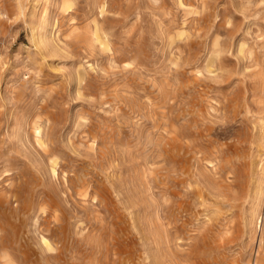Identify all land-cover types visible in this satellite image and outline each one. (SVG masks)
Returning <instances> with one entry per match:
<instances>
[{
    "label": "rangeland",
    "instance_id": "rangeland-1",
    "mask_svg": "<svg viewBox=\"0 0 264 264\" xmlns=\"http://www.w3.org/2000/svg\"><path fill=\"white\" fill-rule=\"evenodd\" d=\"M0 264H264V0H0Z\"/></svg>",
    "mask_w": 264,
    "mask_h": 264
},
{
    "label": "bare ground",
    "instance_id": "bare-ground-1",
    "mask_svg": "<svg viewBox=\"0 0 264 264\" xmlns=\"http://www.w3.org/2000/svg\"><path fill=\"white\" fill-rule=\"evenodd\" d=\"M39 206V205H38Z\"/></svg>",
    "mask_w": 264,
    "mask_h": 264
}]
</instances>
